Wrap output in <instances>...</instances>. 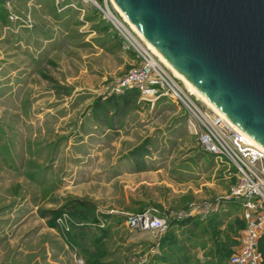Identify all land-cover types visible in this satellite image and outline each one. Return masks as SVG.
<instances>
[{
  "label": "rangeland",
  "instance_id": "obj_1",
  "mask_svg": "<svg viewBox=\"0 0 264 264\" xmlns=\"http://www.w3.org/2000/svg\"><path fill=\"white\" fill-rule=\"evenodd\" d=\"M59 6L0 0V264H229L234 167L180 105L114 93L134 54L91 3ZM146 210L188 217L129 230Z\"/></svg>",
  "mask_w": 264,
  "mask_h": 264
},
{
  "label": "water",
  "instance_id": "obj_2",
  "mask_svg": "<svg viewBox=\"0 0 264 264\" xmlns=\"http://www.w3.org/2000/svg\"><path fill=\"white\" fill-rule=\"evenodd\" d=\"M146 40L264 149V0H112Z\"/></svg>",
  "mask_w": 264,
  "mask_h": 264
},
{
  "label": "built area",
  "instance_id": "obj_3",
  "mask_svg": "<svg viewBox=\"0 0 264 264\" xmlns=\"http://www.w3.org/2000/svg\"><path fill=\"white\" fill-rule=\"evenodd\" d=\"M54 1L57 6L61 5V0ZM84 1L95 6L125 48L134 54L133 65L113 85V92L121 94L134 90L147 101L167 100L180 105L188 115V127L197 136L201 149L234 167L236 182L231 187L230 198L238 201L245 225L229 264H264L258 250V239L264 233V149L225 118L202 109L194 95L180 83L181 80L124 20L112 0ZM11 18L21 20L17 16ZM22 22L31 26L30 18ZM215 209L214 205L206 204L199 211L208 214ZM185 217L188 214L184 211L158 215L146 210L131 215L126 225L131 231L162 234L172 221Z\"/></svg>",
  "mask_w": 264,
  "mask_h": 264
},
{
  "label": "bare ground",
  "instance_id": "obj_4",
  "mask_svg": "<svg viewBox=\"0 0 264 264\" xmlns=\"http://www.w3.org/2000/svg\"><path fill=\"white\" fill-rule=\"evenodd\" d=\"M113 2V1H112ZM115 8L117 9V11H119V13L121 14V16L124 18V20L129 23V25L134 29V31H136L140 37L146 42V44L154 51V53H156V55L159 57V59L166 65V67H168L173 74L183 82V84L185 85V87L188 89V91H190L192 94H194L195 96H197L204 104H206L214 113H216L218 116H221L223 118H225L226 120H228L237 130L241 131V129L239 127H237L231 120H229L224 114H222L220 112V110L213 105L210 101H208V99L200 92L198 91L187 79H185L166 59L165 57L158 51L156 50L147 40L146 38L142 35V33H140V31L127 19V17L124 15V13L116 6V4L113 2ZM243 132V131H242ZM244 133V132H243ZM246 134V133H245ZM247 135V134H246ZM251 138V137H250ZM252 139V138H251ZM253 140V139H252ZM254 143H256L257 145H259L257 142H255L253 140ZM260 146V145H259Z\"/></svg>",
  "mask_w": 264,
  "mask_h": 264
},
{
  "label": "trees",
  "instance_id": "obj_5",
  "mask_svg": "<svg viewBox=\"0 0 264 264\" xmlns=\"http://www.w3.org/2000/svg\"><path fill=\"white\" fill-rule=\"evenodd\" d=\"M133 92L137 93L136 91L132 90ZM206 153V152H205ZM170 226V225H169ZM169 228V227H168ZM258 250L263 257L264 262V233L258 239Z\"/></svg>",
  "mask_w": 264,
  "mask_h": 264
}]
</instances>
